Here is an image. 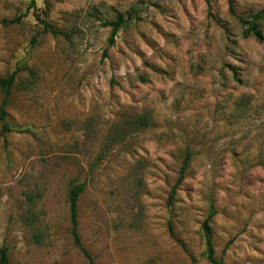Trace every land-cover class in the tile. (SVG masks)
<instances>
[{"label":"rangeland","instance_id":"374dc122","mask_svg":"<svg viewBox=\"0 0 264 264\" xmlns=\"http://www.w3.org/2000/svg\"><path fill=\"white\" fill-rule=\"evenodd\" d=\"M34 1L0 0V77L35 72L18 75L13 131L0 123L11 263L90 264L71 233L68 193L80 182L79 235L94 264H211V207L216 257L264 264V43L230 13L249 17L264 0ZM117 12L138 18L109 47L103 23ZM35 15L69 37L42 33Z\"/></svg>","mask_w":264,"mask_h":264},{"label":"trees","instance_id":"16d2710c","mask_svg":"<svg viewBox=\"0 0 264 264\" xmlns=\"http://www.w3.org/2000/svg\"><path fill=\"white\" fill-rule=\"evenodd\" d=\"M231 3V1H230ZM35 1L31 0L29 8H35ZM230 13L233 17H235L241 27L243 28V36L245 38L253 37L257 41L264 43V33L262 30V25L264 24V8L260 11L250 15L249 17L243 18L238 17L234 11V8L231 4ZM35 14V12H34ZM25 15H21L12 19L10 24H18L21 22L22 18ZM37 20L42 24L43 30L42 33L51 34L54 37H64L68 38L69 34L59 31L53 25L49 24L46 20L41 19L39 15H35ZM137 16L130 15L129 13L123 14L117 12L114 20L107 21L103 23V26L112 28L111 35L109 38V47L114 46L115 38L120 30L124 29L130 22L137 20ZM40 35V33H39ZM38 35L33 38V42H36ZM107 53V51H106ZM23 70H28L30 75L35 76L34 70L30 69L25 65L18 66L14 71L8 73L6 76L0 77V93L3 98L0 104V123H1V133L4 137L7 136L8 133L12 132L13 129L8 121V112L7 109L10 105V98L13 94V91L17 85V78L20 72ZM234 77L237 80V72H234ZM33 82V81H32ZM30 84V83H29ZM27 85L25 88H28ZM141 125H149L151 123L149 117L143 116L139 119ZM193 154L191 152H187L182 166L179 171L178 178L176 183L173 185L170 195H169V204L171 205L175 199L178 189L181 187L183 182L187 178V172L192 163ZM86 189L85 183L73 182L70 186L68 193L69 200V208H70V220H71V233L74 239L75 245L78 249L83 253V255L88 259L90 264H94L93 257L90 252L83 246L80 235H79V198L84 193ZM215 217L214 208L211 207L205 221L202 225L203 236L205 240V257L211 264H224L222 260L218 259L215 254V247L213 244L212 237V227L211 222ZM0 264H12L9 256V249L7 247L0 248Z\"/></svg>","mask_w":264,"mask_h":264}]
</instances>
